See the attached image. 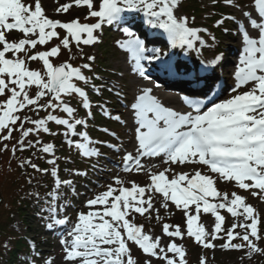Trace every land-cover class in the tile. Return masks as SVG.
<instances>
[{
	"label": "snow or ice",
	"instance_id": "1",
	"mask_svg": "<svg viewBox=\"0 0 264 264\" xmlns=\"http://www.w3.org/2000/svg\"><path fill=\"white\" fill-rule=\"evenodd\" d=\"M73 2L77 8H87L85 21L95 19L96 22H81L79 17L69 21L51 19L46 15L41 0H34V4H26L23 0H0V96L3 97L0 100V141L11 140L13 131H19L20 137L12 147L13 154L18 146L20 151L36 149L52 156L46 162L53 165L51 175L56 178L57 191L62 184L71 187L73 182L59 179L56 145L53 142L44 143L39 138L40 133L52 137L63 136V143L74 147L84 157L99 156L98 150L89 146L93 141L87 131L79 129H86L93 116V104L85 89L99 94L106 85L94 82L101 79L94 74V56H87L89 62L80 66H73L67 61L56 65L53 59H58L62 50L71 53L73 45L82 53L81 45L91 46L99 42L95 33L105 23L129 24L125 15L128 13L141 14L148 25L166 34L172 46L181 49H193L197 42L203 45L205 41L199 33L208 32V29L192 27L189 17L177 15L180 0ZM225 2L226 6L240 7L234 0ZM72 6V3H65L56 11L67 13ZM254 8L257 17L250 19V12L240 8L247 25L258 30V37H251L247 30L240 33L243 47L234 73L236 83L230 89L228 98H213L205 104L194 99L198 93L193 92L183 99V104L192 109L185 111L166 106L153 95L151 87L144 86L138 92H133L130 107L136 144L134 152H125L123 170L140 172L144 169L142 160L146 157H162V163L168 167L159 172L147 169L150 179L147 186L131 181V186L125 187L126 181L117 175L113 178L115 187L109 184L106 191L87 200L85 206L89 211L77 213L76 223L61 240L67 264H137L132 257L129 242L137 245L148 257L163 260L165 264H186V253L182 245L170 242L162 246L160 236L153 237L144 233L142 225L138 226L128 218L133 212L141 216L149 212L153 208L154 194L162 196L165 209L168 208V201H171L176 209L184 212L186 235L194 238L203 248L214 249L216 245L213 241L221 239L219 234L223 232L227 237L226 242L220 245L223 250L247 248L249 253L264 251L252 239H260L259 218L253 206L247 204L246 198L236 192L229 196L215 186L218 181H234L235 186L241 190L255 189L264 193V0H254ZM194 20L193 17V23ZM222 22L218 20L216 23L220 25ZM14 30L21 34V38L10 41L7 37ZM61 31L64 32L63 36L60 35ZM123 32L127 39L119 43L121 48L131 54L134 61L131 71L144 77L145 64L142 62L162 61L165 54L159 48H148L145 41L129 27H124ZM54 38L59 43L46 50L35 51L38 45L46 46ZM222 59L223 55L220 54L209 63L214 65ZM33 61L42 62L40 70L29 68V63ZM204 67L207 68V65ZM85 70L92 75L86 74ZM166 71L176 77L188 74L182 73L178 65L171 63L167 65ZM201 79L207 78L198 76L194 82L199 83ZM77 82H83L84 87L78 86ZM248 85L250 87L247 91H239ZM205 87L211 91V85L206 84ZM75 97H79L77 107L70 104ZM78 107L86 110L84 118H77ZM95 107L99 108L102 115L113 119L106 108V102L97 103ZM24 110L32 112L36 118L28 115L21 117L19 113ZM40 112H44L45 116L40 117ZM58 112L66 114V118H61L56 114ZM114 118L120 122L119 115ZM25 124L31 126L26 128ZM50 124L62 126L64 131H52ZM103 131L109 133L108 129ZM110 134L115 137V133ZM25 140H28L27 144ZM4 150H8L7 143L4 144ZM174 164L201 165L206 171L198 168L194 173H178L171 167ZM25 165L34 171L49 173V169H41L32 163L31 157L22 161L20 166ZM170 171L171 179L166 175ZM251 194L255 197L258 192L252 191ZM35 195L39 198V193ZM47 197L50 200L58 199L52 192ZM221 210L238 218L230 228L223 227L226 217L221 214ZM156 212L158 215L159 209ZM202 213H210L214 217L211 231L206 230L203 223H197ZM49 214L52 218V222L47 225L49 229L69 223L67 217L58 218L57 210L51 204ZM237 228L241 231H236ZM162 233L170 240L177 237L183 239L185 235L179 225L170 230L168 224L162 226ZM235 239L244 243H232ZM169 253L173 255L170 257ZM45 264H51V261L46 260ZM145 264H152L151 259L146 260ZM201 264H205L203 257Z\"/></svg>",
	"mask_w": 264,
	"mask_h": 264
},
{
	"label": "rangeland",
	"instance_id": "2",
	"mask_svg": "<svg viewBox=\"0 0 264 264\" xmlns=\"http://www.w3.org/2000/svg\"><path fill=\"white\" fill-rule=\"evenodd\" d=\"M31 3H27V4H33L32 1L33 0H29ZM234 2L238 3L237 5H239L240 3V7H236L233 9H228V11L236 13L238 16L242 15V11L240 10V8L242 7L244 11H252V0H234ZM42 3V7L44 8L46 15L49 16V18L51 19H58L61 21H69L71 19H74L76 17H79L81 22L84 21V17L87 15V8L86 7H81V8H77L73 2V0H41ZM65 3H72V8L67 12V13H57L56 9L62 5H64ZM189 4L193 5V6H197V4H201V7H211V3L210 0H191L190 2L188 1L186 3V5L188 6ZM182 5H179V11L177 12V15H184V13L182 12L181 9ZM191 8V7H188ZM194 9H196L195 7H193ZM181 10V11H180ZM213 10V8H212ZM84 11V12H83ZM213 15V14H212ZM204 17L201 19H196L194 20V23L192 22L193 27L199 26L197 28H201V29H207L208 28H212V25L214 24V20L216 19V17H213L211 19V15L209 14V11L206 10V12L203 15ZM94 19L88 20V22L93 21ZM233 26L232 28L235 26V22H233ZM196 25V26H195ZM106 25L104 24L102 26L103 29H105ZM203 34L202 39L205 41V43L203 45H201L199 42H197L196 46L193 49L190 50H184L182 53V57H185L187 59V57L189 59L192 58V62L194 60L195 57H202V56H195L194 53L196 52H200V47L203 46V51H205L207 53V57L206 58H210V60H212V54H214L212 52V46H210V42L208 40L207 37H205L204 35L206 34L205 32H201ZM16 34L18 36H16V38H21V34L17 31H13L11 34L8 35V39L11 41L12 35ZM116 34V31H115ZM119 34V32H118ZM160 35L162 34V37L165 38L164 34L162 33V31L159 33ZM64 35V33H63ZM97 35L99 37V46H97L96 44H94L92 47L91 46H84L81 45V48L83 49V52H78L75 45L72 46V51L71 53H69L67 50H62L61 55L59 56V58L64 59V61L68 60L69 62H71L74 65H82V63L84 64L85 62H89L87 60V57L83 60V58H81L82 56H85V54L87 56L91 55L95 57V60L93 62L94 68L100 63L103 64V66H105L107 68L108 71H105L106 76H108L106 79V82H104L102 80V84L104 85H109L111 86L113 89L116 88H120L122 89V94L123 97L121 98L122 101L126 102L127 101V105L130 104V102L132 101V94L134 91H137L134 89V85L133 82L136 81V79H138L140 76L137 73H133L130 72L127 68L124 67L123 63L125 60H128V55L124 54L119 51L115 52V50L112 48V38L111 36H105L104 33L102 32V29L97 30ZM233 35H228L225 37H221L220 39V43H222V45L224 46V55H223V63H227L229 62L232 58V51H230L228 48L229 46H234L233 44V39L234 37ZM107 38L109 40V42H107ZM104 39V44H102V40ZM57 43H59V41H57ZM55 43V44H57ZM160 43H164L163 39H160ZM53 44V45H55ZM209 44V46H207ZM52 45V46H53ZM39 46V45H38ZM37 46V47H38ZM206 48V49H205ZM212 52V54H211ZM202 53V52H201ZM69 57H71V59H69ZM66 59V60H65ZM61 62H63L62 60H60ZM190 61V60H189ZM196 61V60H194ZM207 61V59H206ZM35 62V61H33ZM179 66L180 64H184L186 63L183 62L181 59L178 61ZM202 61L199 60V63H201ZM53 63L56 65H59L60 62L57 61L56 59H53ZM29 68L34 69V70H40L42 66H38V64H34V63H29ZM191 69V68H189ZM96 71L98 72V74L100 73V71H98L96 69ZM115 86V87H113ZM35 91V88L32 89V92ZM91 96V95H89ZM0 100H3V97L0 96ZM115 100V99H114ZM91 103L93 104V107L96 105L95 102L93 101L92 98H90ZM117 101V100H116ZM71 106L73 105L72 100L70 101ZM118 109V111H117ZM112 112L113 115H119L120 118L122 119V124L117 126L114 125L113 123L110 125H106L103 123V126L106 127H110L112 128V126L114 125L117 131L122 132L121 136L123 137L124 142L119 145V144H115L113 143L114 147H118L120 148L119 152H115L114 147L113 149H111L110 151H108L106 154H108V156L112 155V159L110 157L105 158L103 156V162L105 165V169L103 172H99V177H98V184H99V180L103 179L102 182H100L101 184L98 185V190H96V192L94 194H92L90 196L89 199H92L95 197V195L102 193L104 191L107 190L108 185L112 184L115 187L114 184V179H112L111 181L109 180V176H115L114 174L117 171H120L123 169V156H124V152H131L128 148V145L133 143V127L130 125V120H129V116L127 114L126 108H124L122 105H119L118 107H112ZM41 114L43 113H39V116L42 117ZM19 115H21V117H23L24 115H28L31 118H36V116L32 113L29 112L28 110H24L23 112L19 113ZM84 114H80L78 116V118H84ZM131 117V116H130ZM126 125H125V124ZM31 125L29 124H25V127H29ZM87 127L85 128H81L79 130H85L88 131ZM114 128V127H113ZM52 131H55L54 127H51ZM89 134V133H88ZM43 135L40 134L39 137H41ZM20 137V133L19 131H13L12 133V139L9 141H0V194L4 196H6L8 198V200H11L12 194L13 192L16 190V188L19 186H23L25 185V183L23 184V180H29V178L31 179L32 177L29 176L28 174V167L30 166H24L21 167V162L24 161L26 159L25 156H27V154H30V157L32 158V163H39V160H37V158L39 157L40 153H38V151L35 149H29L27 151H20L19 147L17 146V151L15 154H13L12 152V147L14 144L17 143V140ZM61 137L63 138V136H56V137H52L51 139H55L57 141H55L57 143L56 148L60 147V140ZM89 137H95L94 134H89ZM36 137H29L28 139H35ZM109 139L107 137L104 138ZM112 141V140H111ZM113 142V141H112ZM7 143L8 145V150H4V144ZM28 143V140H25V144ZM57 151H59L61 154L66 155L67 160L74 158V152L72 150H69L67 148H65L63 151H61V149H57ZM45 156H49L47 154H45ZM42 157H44L42 155ZM51 159V158H50ZM122 160V162H121ZM177 165H172L171 167L173 169H175L176 172L178 171H182L184 169V167H176ZM185 166V165H184ZM187 167V166H186ZM189 168H196L197 166H188ZM114 168V169H112ZM31 169V168H30ZM107 170H110L107 171ZM160 170H164V168L161 167H157L154 169H151L152 172H158ZM69 173H67L65 170L62 172V178L67 176ZM167 176H169V178L172 177V172H168ZM121 179H124L126 181V183L124 184L125 187L127 186H131L130 182L131 181H136L137 184L141 185V186H147L149 185V172L146 171L145 169H142L140 172H135L133 174H130L129 176L126 177H120ZM34 179V178H33ZM35 180V179H34ZM26 181V182H27ZM109 181V182H108ZM28 184V183H27ZM218 190L223 193V192H227L229 194V196L231 195L232 192H236L237 194L243 196L246 198L245 202L249 205H252L253 208L255 209V212L258 214V218H259V224H258V232L260 235V231L264 234V193L259 192L258 190L255 189H250L248 191L245 190H241L238 188V186H235V182H229V183H220L219 181L216 183L215 185ZM252 191H257L258 195L253 197L252 196ZM88 199V200H89ZM87 201V200H86ZM85 201V202H86ZM217 202V201H216ZM163 202H161V200H159V198L157 196H155V199L153 200V208L151 210H149V212H146L143 216H141L140 214H136V213H132L131 215H129V219L135 223L136 225H142L143 228V232L150 234L153 237L156 236H160L162 238V246L170 243V242H175L177 245H182L184 250H185V256L188 255V261L189 264H201V258H204L205 264H264V251H257V252H252L249 253V250H245L243 252L239 251H234L233 249L230 250H223L220 248V245L225 243L227 240V237L224 236L225 233H220L219 235L222 237L221 239H217L215 241H213V243L216 245V247L214 249L212 248H206V250L201 249L200 247L197 248H193L190 244V238L186 235V217L185 214L182 210H178L175 208V206L171 203L168 202V208L165 209L162 206ZM145 207H147V205H145ZM80 210L77 211L78 212H88L89 209L85 206V203L83 204V206H81L79 208ZM156 209H159V214L157 215ZM71 211H73V209H71ZM1 214L3 213L0 212ZM70 212L69 210L65 213V215H69ZM221 214L224 215L226 217L225 223L223 225L224 228H230L231 225L234 222H237L238 218H233L231 217V215L229 213H227V211H221ZM76 214L72 216V219L75 220V223L77 221V217ZM26 223H27V228L29 230H26L24 228V224L23 221L20 219V217L17 214H14L12 217V222L10 224V227L13 231H15L16 233H31L32 231H34V228L36 225H33L32 229L30 228V223L32 222L30 218L26 217ZM214 221V217H212L211 214H201L198 220V224L199 223H203V225L205 226L206 230L211 231L212 229V224H210L211 222L213 223ZM250 222V221H249ZM164 224H168L170 225V230L172 228H174L175 226L179 225L182 231H185V235L184 238L181 239L179 237L177 238H172L171 240L162 233V226ZM195 226V225H194ZM41 229V228H38ZM236 231H241V229L237 228ZM36 234V235H35ZM32 239L35 237L37 240L38 239H49V245H46V243L42 244L45 246L44 248V254L43 256L45 257L43 260V264H45V261H51V264H67V262L64 259L65 256V252L63 249V246L61 245V247L58 246L59 243H61L62 239H59L57 241H54L53 238H50L49 236L46 237L43 233V231L37 232V233H31ZM40 237V238H39ZM66 237V236H64ZM63 237V238H64ZM68 239H70V237H68ZM194 239V238H192ZM260 240V239H259ZM264 240H260L257 244L258 248L260 249H264ZM129 248L131 249V254L133 256V254L138 251L139 252V256H138V261L137 264H145V261L148 259H151L152 264H165V262L163 260L160 259H156V258H151L148 257L146 254L143 253V251L141 249H139V247L137 245H135L132 242H129L128 244ZM134 251V253H133ZM261 252V253H260ZM173 254L169 253V256L171 257ZM177 260H179V257L176 256L175 257ZM184 259L186 260V257H184Z\"/></svg>",
	"mask_w": 264,
	"mask_h": 264
},
{
	"label": "trees",
	"instance_id": "3",
	"mask_svg": "<svg viewBox=\"0 0 264 264\" xmlns=\"http://www.w3.org/2000/svg\"><path fill=\"white\" fill-rule=\"evenodd\" d=\"M29 157L30 154L28 153L27 158ZM28 174L30 177L36 175L31 169H28ZM38 175L40 179L43 178V175ZM26 181V179L23 180L25 185L16 188L11 200H8L7 195L3 197L0 194V212L3 211L2 214L0 213V264H14L16 261H21L22 255L30 252V247L25 237L11 229L12 217L17 214L24 223H26V217L32 220L36 213L35 209L39 208L43 203V201L35 197V193L50 189L49 186L43 189L39 185L37 188H32ZM190 243L194 249L199 247L197 243ZM185 257L186 264H189L188 255Z\"/></svg>",
	"mask_w": 264,
	"mask_h": 264
},
{
	"label": "bare ground",
	"instance_id": "4",
	"mask_svg": "<svg viewBox=\"0 0 264 264\" xmlns=\"http://www.w3.org/2000/svg\"><path fill=\"white\" fill-rule=\"evenodd\" d=\"M186 4V3H185ZM184 4V5H185ZM183 6V5H182ZM246 21V20H245ZM246 23H247V21H246ZM250 29V35H253V34H255L256 33V30H253L251 27L249 28ZM155 32V31H154ZM153 32V33H154ZM238 33H240V32H238ZM237 36H240V35H238L237 34ZM235 44V46H237V48L236 47H233V48H231L230 49V47L231 46H229V50L230 51H232V54H235V62L236 63H238V61H239V58H240V53H241V49H242V47H243V44H242V41L241 40H236V42L234 43ZM150 48H152V47H150ZM167 63V62H166ZM131 64H132V62L131 61H124V63H123V65H124V67L125 68H127L129 71H130V69H131ZM211 66H214L213 64L211 65ZM140 82V83H137V82ZM231 83H233L234 84V82L231 80ZM133 85H134V89L135 90H140V88H142V87H144L145 86V83L144 82H142L141 83V81L140 80H136V81H134L133 82ZM229 90H228V88L225 90V92H228ZM157 92H159V94H160V97H164L166 94L165 93H163V92H161V91H157ZM165 98V97H164ZM167 100H166V102H172V103H177V102H179V99L176 97V96H174V95H167V98H166ZM170 106H172V107H174V105H170ZM175 108H177V107H175ZM131 121H134V118L132 117L131 118ZM134 124V123H133ZM133 135H134V133H133ZM135 144H136V142H135V139L133 140V143H131V149H130V151L131 152H134V146H135ZM155 159H157V158H154V159H148L145 163L148 165V166H146L145 167V170L146 169H149V168H151V169H154V168H157V167H161V168H165V167H168V165H165L164 163H162V161H155ZM153 161H155V162H153ZM151 163V164H150ZM153 164H155L156 165V167H152V165ZM172 166V165H171ZM178 166H181V165H178ZM187 166V167H186ZM188 166H190L189 164H186L185 166H183L184 168H187V170H189L190 171V169H189V167ZM202 170H203V167H202ZM157 196H159V195H157ZM159 200H161V202H163V198L161 197V196H159ZM210 224H212L213 225V223L211 222Z\"/></svg>",
	"mask_w": 264,
	"mask_h": 264
}]
</instances>
